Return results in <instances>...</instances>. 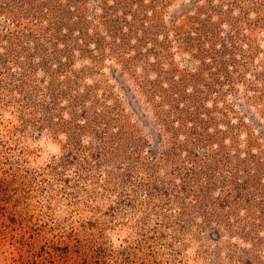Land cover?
Returning <instances> with one entry per match:
<instances>
[{
	"label": "rangeland",
	"instance_id": "374dc122",
	"mask_svg": "<svg viewBox=\"0 0 264 264\" xmlns=\"http://www.w3.org/2000/svg\"><path fill=\"white\" fill-rule=\"evenodd\" d=\"M0 264H264V0H0Z\"/></svg>",
	"mask_w": 264,
	"mask_h": 264
}]
</instances>
